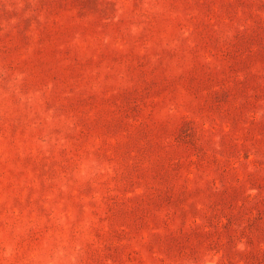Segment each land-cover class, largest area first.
I'll return each mask as SVG.
<instances>
[{"label":"rangeland","instance_id":"rangeland-1","mask_svg":"<svg viewBox=\"0 0 264 264\" xmlns=\"http://www.w3.org/2000/svg\"><path fill=\"white\" fill-rule=\"evenodd\" d=\"M0 264H264V0H0Z\"/></svg>","mask_w":264,"mask_h":264}]
</instances>
